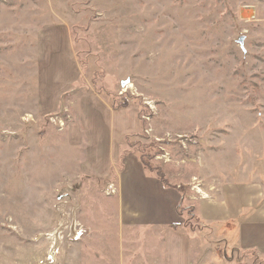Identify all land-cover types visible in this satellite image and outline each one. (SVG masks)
Masks as SVG:
<instances>
[{
	"label": "rangeland",
	"instance_id": "obj_1",
	"mask_svg": "<svg viewBox=\"0 0 264 264\" xmlns=\"http://www.w3.org/2000/svg\"><path fill=\"white\" fill-rule=\"evenodd\" d=\"M66 45L78 80L43 112L40 76ZM91 90L137 109L124 153L180 194L182 229L220 258L259 264L212 238L196 207L264 202V0H0V264L146 252L145 236L120 234L112 184L84 175L83 147L68 143Z\"/></svg>",
	"mask_w": 264,
	"mask_h": 264
},
{
	"label": "crops",
	"instance_id": "obj_2",
	"mask_svg": "<svg viewBox=\"0 0 264 264\" xmlns=\"http://www.w3.org/2000/svg\"><path fill=\"white\" fill-rule=\"evenodd\" d=\"M48 56L52 64L47 62L49 67L39 80L43 112H52L58 99L79 76L78 65L67 45ZM139 132L134 106L114 110L108 97L92 90L77 96L75 122L66 128L68 143L76 149L83 147L80 165L84 175L114 187L115 194L109 199L117 207L115 219L120 234H141L147 242H142L146 252L134 254L132 260L126 258L118 263L84 260L74 264H237L228 257H218L210 246L201 247L199 241L195 242L182 229L180 194L164 187L143 168L139 158L124 153L127 140L137 137ZM244 208L222 200L199 203L196 212L200 221L212 228V238L223 239L224 245L234 252L264 264V202L258 210H248L246 204ZM246 264L250 262L246 260Z\"/></svg>",
	"mask_w": 264,
	"mask_h": 264
},
{
	"label": "trees",
	"instance_id": "obj_3",
	"mask_svg": "<svg viewBox=\"0 0 264 264\" xmlns=\"http://www.w3.org/2000/svg\"><path fill=\"white\" fill-rule=\"evenodd\" d=\"M124 98L125 97L120 98L119 99L120 101L119 100H114L112 102V109L118 110V109L125 108L128 104L126 103V101L123 100ZM139 159H140V163L142 164L143 168L146 171H148L150 173H153L156 176V178L162 183V185L164 187H169L165 176L162 174V172L159 169L152 168L148 163H146L144 160H142L143 157H140Z\"/></svg>",
	"mask_w": 264,
	"mask_h": 264
},
{
	"label": "built area",
	"instance_id": "obj_4",
	"mask_svg": "<svg viewBox=\"0 0 264 264\" xmlns=\"http://www.w3.org/2000/svg\"><path fill=\"white\" fill-rule=\"evenodd\" d=\"M123 92H120V97L121 96H123V94H122ZM64 117L62 116V114L60 113V116L58 115V116H56L55 118H53V119H50L51 120V122L52 123H56L57 122V126L59 127V129H61V128H63V126H64V119H63ZM144 121H148V118L147 117H143L142 118ZM106 193L107 194H113L114 193V190H112V188L111 187H108V188H106ZM205 196H202V199L204 198ZM74 233V232H73ZM73 233H72V235H73ZM76 234V233H75ZM75 238H76V235L75 236H73V240H75Z\"/></svg>",
	"mask_w": 264,
	"mask_h": 264
}]
</instances>
